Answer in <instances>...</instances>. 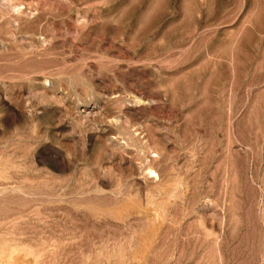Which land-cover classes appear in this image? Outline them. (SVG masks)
<instances>
[{
	"label": "rangeland",
	"instance_id": "374dc122",
	"mask_svg": "<svg viewBox=\"0 0 264 264\" xmlns=\"http://www.w3.org/2000/svg\"><path fill=\"white\" fill-rule=\"evenodd\" d=\"M0 264H264V0H0Z\"/></svg>",
	"mask_w": 264,
	"mask_h": 264
}]
</instances>
